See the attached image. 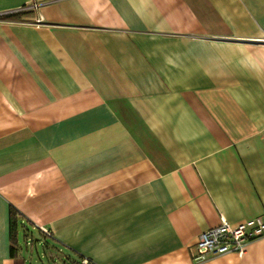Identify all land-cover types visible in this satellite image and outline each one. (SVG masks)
Listing matches in <instances>:
<instances>
[{
  "label": "crops",
  "instance_id": "crops-1",
  "mask_svg": "<svg viewBox=\"0 0 264 264\" xmlns=\"http://www.w3.org/2000/svg\"><path fill=\"white\" fill-rule=\"evenodd\" d=\"M255 217L264 0H0V264H29L21 239L89 264H264V236L190 255Z\"/></svg>",
  "mask_w": 264,
  "mask_h": 264
},
{
  "label": "built area",
  "instance_id": "built-area-1",
  "mask_svg": "<svg viewBox=\"0 0 264 264\" xmlns=\"http://www.w3.org/2000/svg\"><path fill=\"white\" fill-rule=\"evenodd\" d=\"M41 232L49 235L44 227ZM264 236V220L259 217L230 224L224 218L219 223L199 233L190 250L193 262H201L208 258L225 253L242 254L251 240ZM59 264H89L86 258L71 259L62 255Z\"/></svg>",
  "mask_w": 264,
  "mask_h": 264
},
{
  "label": "rangeland",
  "instance_id": "rangeland-1",
  "mask_svg": "<svg viewBox=\"0 0 264 264\" xmlns=\"http://www.w3.org/2000/svg\"><path fill=\"white\" fill-rule=\"evenodd\" d=\"M34 238L38 239L36 232H32ZM30 238V237H29ZM33 238V239H34ZM38 241L32 240V242L25 243L21 239V248L28 257L29 264H59L61 254L47 250L43 243H37Z\"/></svg>",
  "mask_w": 264,
  "mask_h": 264
},
{
  "label": "trees",
  "instance_id": "trees-1",
  "mask_svg": "<svg viewBox=\"0 0 264 264\" xmlns=\"http://www.w3.org/2000/svg\"><path fill=\"white\" fill-rule=\"evenodd\" d=\"M9 223H10V238H11V254L14 255V245L16 244V213L14 212V210H10V215H9Z\"/></svg>",
  "mask_w": 264,
  "mask_h": 264
}]
</instances>
